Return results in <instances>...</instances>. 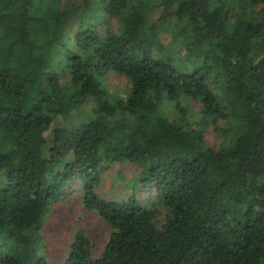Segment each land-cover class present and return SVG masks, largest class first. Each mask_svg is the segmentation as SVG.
<instances>
[{"label":"trees","instance_id":"trees-1","mask_svg":"<svg viewBox=\"0 0 264 264\" xmlns=\"http://www.w3.org/2000/svg\"><path fill=\"white\" fill-rule=\"evenodd\" d=\"M171 24L183 54L163 52ZM124 160L155 187L147 206L94 192ZM77 178L111 231L94 257L78 229L61 264H264V0H0V264H48L45 211Z\"/></svg>","mask_w":264,"mask_h":264},{"label":"rangeland","instance_id":"rangeland-1","mask_svg":"<svg viewBox=\"0 0 264 264\" xmlns=\"http://www.w3.org/2000/svg\"><path fill=\"white\" fill-rule=\"evenodd\" d=\"M231 16L235 18L241 15L252 20L259 16L258 8H241L233 4ZM102 21L98 24V30L114 31L116 18L109 14H102ZM231 21V20H229ZM175 33L174 24L159 26L158 39L165 54L179 52L183 54L180 41L173 38ZM105 86L113 96L124 97L129 89L128 80L114 72L105 76ZM195 105V106H193ZM197 108V104L192 103ZM74 123L78 122L73 117ZM226 128V127H224ZM242 130L239 124H234L225 135L214 131L209 126L204 132L206 146L217 149L221 144H227L232 137ZM103 168L98 174L94 192L99 196L113 201H127L135 199L140 205L147 206L155 196V187H143L137 181L139 167L130 161L103 162ZM83 184L80 179L65 185L60 192L53 197L45 211L42 228L39 232L41 253L46 257L48 264H61L72 242L73 236L78 229H83L90 242L92 256L98 257L108 240L111 231L108 224L98 215L96 210H87L83 204ZM163 214L157 216V222L162 220Z\"/></svg>","mask_w":264,"mask_h":264}]
</instances>
